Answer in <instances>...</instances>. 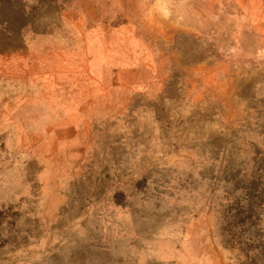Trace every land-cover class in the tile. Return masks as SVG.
<instances>
[{
  "label": "rangeland",
  "instance_id": "rangeland-1",
  "mask_svg": "<svg viewBox=\"0 0 264 264\" xmlns=\"http://www.w3.org/2000/svg\"><path fill=\"white\" fill-rule=\"evenodd\" d=\"M0 264H264V0H0Z\"/></svg>",
  "mask_w": 264,
  "mask_h": 264
}]
</instances>
